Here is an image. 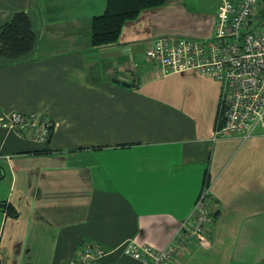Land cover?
Returning <instances> with one entry per match:
<instances>
[{
	"label": "crops",
	"instance_id": "1",
	"mask_svg": "<svg viewBox=\"0 0 264 264\" xmlns=\"http://www.w3.org/2000/svg\"><path fill=\"white\" fill-rule=\"evenodd\" d=\"M106 2L0 0V27L23 12L34 35L0 56V264H68L84 242L106 251L96 264H144L121 245L165 247L204 183L210 241L167 264H264V126L214 139L219 82L145 57L156 37H209L220 0H162L93 46ZM13 111L50 117L49 140L9 130Z\"/></svg>",
	"mask_w": 264,
	"mask_h": 264
},
{
	"label": "built area",
	"instance_id": "2",
	"mask_svg": "<svg viewBox=\"0 0 264 264\" xmlns=\"http://www.w3.org/2000/svg\"><path fill=\"white\" fill-rule=\"evenodd\" d=\"M145 57L163 75L195 70L220 84L218 123L213 138L249 137L264 126V0H220L212 34L204 39L160 36L150 40ZM17 134L46 143L53 130L50 117L13 111L5 123ZM210 186L204 183L188 217L162 249L125 241L123 255L144 264H167L191 242L208 243L211 223ZM106 251L84 242L68 264H96Z\"/></svg>",
	"mask_w": 264,
	"mask_h": 264
},
{
	"label": "trees",
	"instance_id": "3",
	"mask_svg": "<svg viewBox=\"0 0 264 264\" xmlns=\"http://www.w3.org/2000/svg\"><path fill=\"white\" fill-rule=\"evenodd\" d=\"M162 0H107L102 14L93 17L91 44L107 45L117 41L123 25L139 14L142 9L155 7ZM34 35L28 17L15 13L0 27V56L17 59L31 51ZM1 177V174H0ZM4 206V203H0ZM10 213V211L8 210Z\"/></svg>",
	"mask_w": 264,
	"mask_h": 264
},
{
	"label": "water",
	"instance_id": "4",
	"mask_svg": "<svg viewBox=\"0 0 264 264\" xmlns=\"http://www.w3.org/2000/svg\"><path fill=\"white\" fill-rule=\"evenodd\" d=\"M112 81L115 83H121L122 85H127L125 82H121L120 80L115 79V78H113Z\"/></svg>",
	"mask_w": 264,
	"mask_h": 264
}]
</instances>
